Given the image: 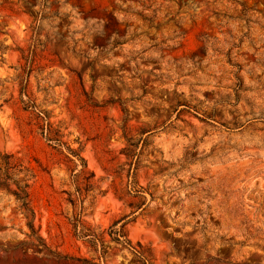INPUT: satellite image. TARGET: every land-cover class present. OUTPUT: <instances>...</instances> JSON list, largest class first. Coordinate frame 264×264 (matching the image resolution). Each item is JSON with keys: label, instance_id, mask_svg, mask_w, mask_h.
Segmentation results:
<instances>
[{"label": "rangeland", "instance_id": "rangeland-1", "mask_svg": "<svg viewBox=\"0 0 264 264\" xmlns=\"http://www.w3.org/2000/svg\"><path fill=\"white\" fill-rule=\"evenodd\" d=\"M0 264H264V0H0Z\"/></svg>", "mask_w": 264, "mask_h": 264}]
</instances>
